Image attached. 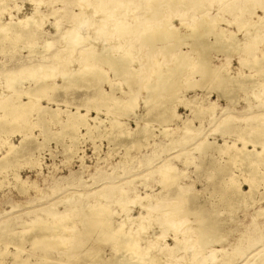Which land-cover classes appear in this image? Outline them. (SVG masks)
Instances as JSON below:
<instances>
[{
  "label": "bare ground",
  "instance_id": "6f19581e",
  "mask_svg": "<svg viewBox=\"0 0 264 264\" xmlns=\"http://www.w3.org/2000/svg\"><path fill=\"white\" fill-rule=\"evenodd\" d=\"M31 1L33 2L35 0ZM58 1L59 0H53L51 5H49L51 8L46 12L40 10V6H38V4H41V2H36L38 4L33 2V11L31 10L32 12L21 15L18 19L11 15L7 21L0 20V52L2 53L4 48L8 47V45L12 46L13 48H15L17 45L19 50L26 48L28 51V53L25 54L27 59L23 58L25 62L19 65L17 69H6L4 73L9 75H17V73L20 74L25 72L28 74L25 76V78L28 81L27 83H29L27 85L28 88H24L22 85L26 86V84H20V82H23L24 80H21V78L19 79L16 76H12L6 80L5 84L9 89V93L4 94L3 92L7 90H0V147H4L5 150L4 153H1L0 155V173L3 177L6 176V173L4 174V170H6V168L9 169L17 164L16 159L17 157H20L22 149H29V147L33 144H35V148H37L40 145L47 143L49 139L60 140L65 133L68 134L70 142L66 145L65 152L69 158L70 154H73L74 152L72 144H76L78 141L80 130L78 125L82 124L88 130H91L92 125L89 123V121L84 120L87 115L85 112H88L90 108L98 110L99 106H105L106 113L108 114L109 112L111 114L112 110L110 109H112L113 105L114 107L117 105V114L114 113L113 118H108V125H111V127L109 136H107L110 137L109 141L112 142H115L117 137H122L123 139H117L115 142L117 145L123 146V144H125L126 148H128L129 142L126 139L131 135H134L133 140L130 141L133 143H131V145H141L142 142L144 143L146 136L149 134L148 127L144 125L132 131L125 130L123 126L124 124L119 122L118 115H123L126 112L134 109L136 106V98L133 97L127 99L117 96L115 86L112 87L110 91H102L100 88H96L100 81L105 80V78L103 79L102 75L97 72H95V74L92 72L86 76L78 73V69L75 70L71 75L63 74L62 76V81L73 80L76 86L86 84L89 85V82L91 81L92 86L95 87V91L92 93V95L90 94L85 97V112L82 113L79 111L80 107L76 105L75 111L69 112L66 120H61L59 117V108H53L49 105L45 106L40 104L39 100L41 95L45 93L46 88L52 86H64L62 83L61 85L52 83L51 79L48 78L51 77V68H55L54 65H51V61L55 63V61L60 58L59 55H61V51H64L60 50V47H58L60 45L59 42L61 43L62 41H66L67 45L65 43L66 46H63L68 50L72 46V41L75 42V40L81 37L79 33L80 30L78 29L75 30V34L61 31L59 25L61 15L60 12L66 16L68 14L69 18L67 22H72L74 26H78V23L83 21V23H93V25L97 28H102L103 30H101L97 36L105 37V35H109L113 37L118 34V39L116 43L113 44L114 46L110 45V48H106L105 50L98 49L97 53L94 52V57L95 59H98L99 62L105 64H112L113 62L121 64V69H119L120 71H125L128 69L132 62L138 63L137 66L131 67L133 72L131 73V79L129 80L128 84L133 86L138 85L140 81H143L144 78H147L146 74L141 77V72H144V70H146V66L148 67L149 65L142 60V62H140L138 57L134 56V53H137V55L140 53L136 47L140 46L144 48V53L141 52L140 57L143 55H148L149 57L150 54L155 55L160 52L155 53L153 51L154 49L147 50L148 43L150 44L158 41L166 42L168 41L166 39H171L174 41L172 48H174V51H176L177 48L175 47L178 45L177 42L184 43L186 40L184 38H187L188 40H193L195 38V40L191 41V43H189V41H186V43L190 45L191 50H195L198 56H203L205 62L201 63L199 65L200 67H198L200 79L191 81L190 85L186 88L199 87L202 89L207 82L211 84V88L203 95L196 93L192 95V98L188 101L189 106L193 104V106L190 107V111L195 114V118L200 119L201 121H204V118L207 116L211 117L212 119H216L217 116L221 115V118L219 119H221L220 122L222 125H220L218 132L219 137L221 136L223 138V143L220 144V142L215 141L216 138L212 142L206 141L205 138H200V140L201 145L205 147H202L204 152L207 150V147L210 146L216 149L220 154L228 156L229 158L222 162L220 169L217 171V174L222 175L223 177H219L217 181H214L211 184L212 190L210 191L209 195L213 199L204 202L205 204L209 203L210 208H213V210L208 209V207L205 209L206 205L204 203H200L199 205L196 203L197 201H195L196 198L194 196L192 197L188 193L183 194L180 191L181 179L185 176L186 172L184 169L174 168L173 170V164L167 162L163 165H157L155 172L153 169L150 171L149 175L155 173L160 175L157 181L163 187H166L167 183H170L168 184L169 186L174 184L172 189L174 193L171 194L172 197L170 198L172 202V208L176 209V206L181 207L182 205L179 199H185L183 201H185L188 205L187 211L191 212L192 214H204L205 210H207L216 211V214L218 215L215 218L208 220H206L205 217H201L200 222H198L196 226V230L198 231L193 233V236H183L182 239H179L177 234L179 233V230L181 231L180 225L182 226V224L185 223L184 218L180 219L178 215L180 214L181 208L174 210V213L177 215H174L172 211H168L167 209H165V212H160V214L158 212V216H154V221L158 224L157 226L161 228V233L168 231V229L172 226L175 227V229L172 230L174 232V244L168 248L165 247L167 252L162 251L161 254H158L159 252L156 251L155 253L152 252L150 254H146V252L151 251L149 249L154 248L151 247V243L147 242L146 246L148 247L146 248H142L141 246L137 245V242H134L133 240L136 239L138 235L135 237L128 236V230L133 224L129 214H126L123 220L120 221L116 227L113 226V215L111 212L112 209L109 207L110 203L119 202L124 198V195L132 190L131 185H118L112 187L113 191H108L105 189L108 186L100 188L102 192L97 195V198L102 197L103 199L101 201L95 202L94 204H74L68 209L66 207V209L63 211L61 210L54 212L53 208L56 209V205L63 203V198L60 201L58 200L56 204H52V209L49 208L44 213V215L47 217H55L57 220L59 219V221H54V223L49 219L41 218L39 215L35 216V218L30 222H21L20 225L23 227L21 231L22 234H12L8 239L9 243H12L16 246L14 255L17 256L20 253L22 248L21 246L26 240L30 241V244H32L35 249L38 248L44 253H48L50 249L51 251L54 248L56 249L54 245L57 246V242L52 240V237H54L57 233L58 235L59 233H61V235L63 233V231L58 230V228H60L63 223H65L61 222L60 219L65 215L67 216V214L71 212L80 210L83 212L82 216L79 217V221L82 225L81 233L79 232L80 234L74 237L75 239L72 245L70 242V244L67 242L68 240L61 242V244L64 246L69 244L70 249L72 248V252L75 249H79L80 252L67 256L68 259L59 258L57 260L53 258V261L48 259L51 260L47 261L48 264H61L62 262L75 264H163V262L160 263V259L162 261L165 260V257H167V260L168 258L173 259L174 255L179 253V251L184 247L187 248L189 245H196V249L198 250L195 249L193 252L190 251L186 255V259L183 263L179 262L175 264H239L241 263L239 262L240 260L247 263L246 259L249 258V255L245 256V254H247V252L252 253L256 251V249L252 251L255 246H260V244H263L264 246V225H261V223L255 221L258 218L264 219V207L260 203L257 204L258 202L264 201V89H254L253 86L252 89L249 88L251 82L258 83L257 77L264 75V68L261 67L264 65V47L257 48L260 43L264 44V0H78L75 5L79 7V10L67 8L68 3L66 0H60L62 1V6L57 7L54 3H57ZM143 1H145V4L141 5ZM214 4L217 5L216 10L225 12V14H231L232 17L221 15L219 18H216L217 20H211L208 17L201 26L199 24H193V22L189 21L182 22V24L185 23L187 25L183 31L176 27L174 31L170 30L163 33L159 32L166 28H170L172 22L174 23L172 20L173 17L181 18L178 16H181L189 11L192 12L191 17L193 16L194 18L195 16H199V14L202 13V7L212 6ZM129 6H132L131 9ZM143 8L145 9L142 10ZM5 9H10L9 4L5 1H0V13L5 11ZM138 9L142 10L141 14H134L135 11H140ZM100 12L104 14L102 16L98 15ZM124 12L126 15L120 16V14ZM245 13H248V16L244 17ZM48 14L58 15L55 17L52 27L55 29V31H59L60 34V40L58 42L59 45L57 46L58 48L54 47L51 54L48 52H50L53 46H55V42L50 38L52 36L51 32L46 31L44 28V19ZM128 14L129 18H126ZM219 20L225 21L227 24L214 31L213 27L215 26L216 22L218 23ZM232 25L236 26V30L231 28ZM140 26L142 27V30L137 33V30ZM73 29L74 28H72V30ZM197 33L199 36H195ZM208 33L212 34L213 36V38L210 40L206 39V35ZM256 48L259 49L258 52L255 51ZM239 50L240 52L243 50H248L245 52H249V54L253 56L249 58L252 61H247V59L243 57L240 58L239 61L241 66L247 65L250 68H254L255 72H258L257 76H255L256 74L252 75L249 72L248 74L244 73L243 71L231 72L229 69L230 63L225 62L217 65L206 60L208 57H211V53L220 54L224 51H230L229 55L231 56L232 53H238ZM36 51L37 54H35V57H32L30 54H33ZM182 55H180V57ZM90 58L91 57L88 59ZM88 62L90 63V61ZM88 62L85 63L87 66ZM166 71L173 72V68H169ZM153 72L154 74L157 73L156 76L158 78L162 76V73H159L157 70ZM29 73L32 74L31 77L29 76ZM166 73L162 78L159 79L160 81H158L155 86H151V89L147 91V95L143 102L144 112L140 114V118L156 122L160 121L163 124L165 122H170L173 121V119L177 120L179 118V115H175L174 112H172V107L173 105L176 106V104L179 103H183L184 105V100L180 98V94H183L182 87L186 86L187 84L185 83L186 85H184L182 80H178L174 82L173 89L162 87L161 85H163L166 81L164 78H166L168 75H166ZM179 74L181 77L183 76L184 79H189V73L185 74V70ZM167 83L168 82H166V84ZM66 85L67 84H65V86ZM241 90H245V97H243V95H239ZM212 92L216 93L215 98L209 99L206 97ZM122 93L124 94V90ZM240 98L246 100L247 104L249 105L240 109L237 108V103L239 100H241ZM46 99L50 100L49 97H46ZM220 99H223L226 102L225 105H220ZM252 99L255 101V104L251 103ZM54 102L56 105H59L60 102L67 103L65 99L55 100ZM259 106L262 107V109ZM254 109H257V112H251ZM218 111L219 113L216 114ZM247 111L250 113H247ZM237 112L240 113L239 116L235 115ZM133 115L134 117L139 118V115L136 113H133ZM241 115L244 116V119L239 118ZM201 121L199 122L200 124L203 123ZM50 123H56L54 125L59 127L58 131H54L53 126L50 125ZM182 123H184L182 131H180V129L178 130L176 126L174 127L175 137L170 141L173 146H181L187 143L194 136L202 135V137H206L207 133H203L205 130L203 125L197 126L190 119H184L182 120ZM35 127L40 128L38 135L34 132ZM14 134H18L20 136L19 142L17 144L11 143V141L8 140V137ZM39 135L42 137L41 141L37 140ZM227 138H231L230 142L227 140ZM247 144L252 145L251 148L248 147ZM26 152L27 151L24 153ZM83 157L84 155H77V158L81 160L80 168L82 172L89 167L88 165L83 164ZM179 157V155L176 156V158ZM233 157H236V159ZM183 162L185 164L189 163L187 158L183 159ZM34 163L32 162L30 164L32 166L37 165L39 168H41L40 161H37L35 164ZM237 163L241 167L242 171L249 173L248 177L243 176L242 180H240L237 177L238 175L233 173V169L236 168L235 164ZM13 175L16 178L15 185L22 189L23 187H21V184L26 183L27 180L19 177L17 173H13ZM228 177L231 178V183H228ZM251 178H253V180H250ZM224 183L228 185H224ZM243 183L248 186V189L242 188ZM114 187L118 188L117 191ZM194 193H196L195 190ZM77 194L84 196L81 192ZM160 195L161 196H159V198H162L166 194L161 193ZM159 198L156 199L155 202H150L146 203V205H143V211L145 212L140 214L138 221L141 222V220L150 216L148 214L153 209H155L154 206L159 203ZM67 199H69V197ZM65 203L68 204L69 202L65 201ZM243 207L250 208L252 210L251 214L254 221L251 223V226L253 231H241V233L238 234L239 236L237 235L234 240L227 239L226 236H228L231 231L236 229V227H231L228 225L230 223L228 221L233 220L235 224L241 222L239 217H236V212H233L236 208ZM161 221L162 224L160 223ZM185 221L187 222V220ZM147 222H149V220H147ZM172 222H174V224ZM223 222H226L227 224H225L224 227H220L219 223L221 224ZM175 223H177L179 227L175 226ZM68 226L69 225H67V227ZM71 229L73 230L72 227ZM154 234H156V232ZM114 235H116L117 238H114ZM93 236L98 239L99 243L97 242V244L95 243L91 246H88L87 241L91 237L93 239ZM63 237H65V234ZM150 240L153 242L152 245L154 246L156 243L154 238ZM107 242L111 243V248H108L110 253L108 254L107 250H105L104 247H101L102 244H106ZM212 246H216L217 248L211 249L207 255H202L203 253L201 254L202 251H205ZM2 252L5 251L2 250ZM261 254L262 255L257 258H254L253 256L250 257L248 260H251L252 258L254 259H252V262L248 261V263L255 264L259 262L260 264H264V249L261 251ZM163 256L165 257L163 258ZM242 257L245 259H242ZM157 258L160 259L157 260ZM23 264L25 263L23 262ZM32 264L39 263L36 262Z\"/></svg>",
  "mask_w": 264,
  "mask_h": 264
},
{
  "label": "rangeland",
  "instance_id": "374dc122",
  "mask_svg": "<svg viewBox=\"0 0 264 264\" xmlns=\"http://www.w3.org/2000/svg\"><path fill=\"white\" fill-rule=\"evenodd\" d=\"M0 1L7 2L10 7V9H5V11H2L0 13L1 21H7V19L11 15L15 17L16 19H18L19 16L32 12L33 2L34 3L41 2V4H38V3L36 4L40 6V10H42L43 12H46L51 8L49 5H51V3L53 2V0H45V1L42 0L43 2L41 0H37V1L35 0L33 2L31 0H0ZM66 1L68 3L67 8L79 10V7L75 5L78 0H66ZM54 4L57 7L62 6V1L59 0L57 3H54ZM144 4H145V1H143L141 5H144ZM216 6L217 5L214 4L212 6L202 7L203 8L202 13L199 14V16H195L194 18L193 16L191 17L192 12H189V11L184 13L181 16H178L181 18L173 17L172 20L174 21V23L172 22V25L170 26V28L169 29L166 28L159 32L163 33V32H168L170 30L174 31L176 27H178L179 29H181V31H183L187 25L185 23L182 24V22L189 21V22H193V24H199L201 26L202 24H204L205 20L208 17L211 20H217L216 18H219L221 15H224L226 17H232L231 14H227V13L225 14V12L216 10ZM131 7L132 6H129L130 9ZM144 9L145 8H143L142 10ZM142 10L137 11V12L135 11L134 14L136 13L141 14ZM60 13L61 15H60L59 25H60L61 31L75 34V30L78 29L80 30L79 33L81 37L75 40V42L72 41L71 43L72 49L71 48L68 50L65 49L64 46L67 45L66 41H62L60 43L59 42L60 40L59 31H55V29L52 27L55 17H57L58 15L48 14L45 16V19H44L45 21L43 20L45 22L44 28L46 31L51 32L52 36L50 38L54 40L55 42V46H53V48L48 53L51 54L53 52L54 47L56 48L60 47V50H64V51H61V55H59L60 58L57 57L58 59L55 61V63L51 61V65H54L55 68L53 67L51 68V71H50L51 77H48V78L51 79L52 83H55V84L57 83L59 85H61L62 83L64 84V86L63 87L52 86V87L46 88L45 93L41 95V98L39 100L40 104H43L45 106L49 105L50 107H53V108H56V107L59 108L60 109L59 117L61 120H66L68 113L75 111L76 105L80 107L79 111H81L82 113L85 112L86 111L85 97H87L90 94L92 95V93L95 91V87L92 86L91 81L89 82L90 83L89 85L86 84V85L76 86L73 80L62 81L63 80L62 76L63 74L71 75L73 74L75 70H78V69H79L78 73H81L82 75H86V76L87 74H90L92 72L93 74L97 72L101 74L103 79L105 78V80L100 81L99 84L96 86V88L98 87L102 91H110L112 87L115 86L117 96L124 97L127 99L133 98V97L136 98V106L134 107V109L130 110L129 112H126L123 115L122 114L118 115L119 122L124 124L123 126L125 130L132 131L144 125L148 127L149 134L148 136H146V140H144V143L142 142L141 145H131L132 142L130 141L133 140L134 135L127 137L126 140L129 142L128 148H126L125 144H123V146L115 144L117 139H123L122 137L120 138L117 137L115 139L116 140L115 142L109 141L110 137H107V136H109L111 125H108L109 124L108 118L111 119L113 118L114 113L117 114L118 107L117 105L115 107L113 105L112 109H110L112 110L111 114L109 112L107 114L106 107L99 106L98 110H95L94 108H90L88 112H85L87 113L88 116L86 115L84 120L89 121V123L92 125L91 130H88L82 124L78 125L80 129L78 141L76 144H72L74 148L73 149L74 152L73 154H70L69 158L65 154L66 145L70 143L69 136L67 133H65L61 137L60 140L49 139L47 143L40 145L37 148H35L36 146L35 144H33L32 146L29 147V149H22L20 153V157H17L16 159L17 164H15V166L9 169L6 168V170H4V174L6 173V176L3 177L0 173V264H23V262L25 264H32L36 262H38L39 264H48L47 261H51L53 258L57 260L59 258L68 259L67 256L74 255L80 252L79 249H75V248H73L75 250L72 252V248L70 249L69 247L70 243L72 245L75 239L74 237L78 236L82 231L81 229L82 225L79 221L80 220L79 217L82 216L83 212H81L80 210H76L71 213L67 212L71 214L72 216L67 214V216L65 215L60 219L61 222H65V223H63V225L60 228H58V230L63 231V233L65 234V237H63L64 235L63 233L62 235L61 233H59V235L57 233L55 234L54 237L51 236L52 240H55L57 242L56 243L57 246L54 245L56 249L52 248L53 250L51 251L50 249L48 253H44L38 248L35 249V247L32 246V244H30V241L26 240L25 242H23L21 246L22 248L20 250V253L17 256H15L14 252L16 250V246L12 243H9L8 239L10 238L12 234L21 235L22 234L21 231L23 227L20 225V223L25 222V221L30 222L37 215H39L43 219H49L50 221H53V223L54 221H59V219L57 220V218L55 217H47L46 215H44V213L47 209L49 208L52 209L53 208L52 204L53 205L54 203L56 204L58 200L60 201L62 198H63L62 199L63 203L60 205H56V209L53 208L54 212L55 211L58 212L61 210L63 211L66 209V207L68 209L74 204H81V205L94 204L95 202L101 201L103 199L102 197L97 198V195L102 192L100 188L108 186L105 189H107L108 191H111V190L113 191L112 187L118 186V185L119 186L131 185L132 190H130L129 193L124 195V198L120 200L119 202L110 203L109 207H111L112 209L111 212L113 215V218H112L113 226L116 227V225L120 221L123 220L124 216L126 214H129V216L131 217L130 219L132 220L133 224L128 230V236L135 237L138 235L137 238L134 239L133 241L137 242L136 244L141 246L142 248L148 247L146 246V242L151 243L150 245L154 249H149L151 251L146 252V254H150L152 252L155 253L156 251L159 252L158 254H161L162 251L167 252L165 249L174 244L173 243L174 242V232L172 230H174L175 227L172 226L168 229V231L161 233L162 231L161 228L157 226L158 224L154 221V216L155 217L158 216L157 215L158 212L160 214V212L161 213L162 211L165 212V209H167L168 211H172L174 215H177L176 213H174V210L181 208L180 214L178 215L180 219L184 218V222L186 223V225L185 223L182 224V226L180 225L181 231L179 230V233L177 234L179 239H182L183 236H193L194 235L193 233H196L198 231L196 230L197 229L196 226H197V223L200 222L201 217L202 218L205 217V219L208 220V219H213L216 216H218L216 214L217 213L216 211H207V210H205L204 212L205 215L202 213L204 216L201 213L192 214L191 212L187 211L188 205L186 204L185 201H183L185 199H179L182 205L181 207L176 206V209L172 208V202L170 198L172 197L171 194L174 193V191L172 190L174 187V184H171L169 186L168 184L170 183H167L166 187H163L157 181L158 177L160 176L159 174L155 173V174L149 175L152 169L154 170V172L156 171L155 168L157 165L159 166L167 162H170L173 164V168H172L173 170L175 168V169H184L186 171L185 176L182 177L181 179V186H180V191L183 194L188 193L192 197L194 196L196 198L195 201H197L196 203L199 205L200 203H204V202H207L208 200L213 199L209 195L210 191L212 190L211 184L214 181H217L219 177H223L222 175H218L217 171L220 169L222 162L227 160V158L229 157L220 154L216 149L210 146L207 147V150L204 152L202 150V147L204 146L201 145L200 138H205L206 141H211V142L214 141V139L216 138L215 141L220 142V144L223 143V138L221 136L219 137V132H218V130L220 129V125H222V123L220 122L221 119H219L221 118V115L217 116L218 118L216 117V119H212L211 117L207 116L206 118H204V121H201L200 119L195 118L196 117L195 114H193L190 111L191 110L190 107L193 106V104L189 106L188 101L192 98V95H194V93L203 95L207 91H209L211 88V84L209 82H207L208 84L206 83V85L202 89L199 87L198 88H186L190 85L191 81L200 79L198 67H200L199 65L201 63H204L205 60L203 56H200V55L198 56L195 50L194 51L191 50L190 45L186 43V41H189V43H191V41H194L195 38L193 40H188L187 38H184L186 39L184 43L177 42L178 45L177 46L175 45L176 46L175 48H177L176 51H174V48H172L174 41L171 39H166L168 40L166 42L158 41V42H153L150 44L148 43V48L146 46L147 50L154 49L153 51L155 53L160 52L155 55L150 54L149 57L148 55H143L142 57H140L141 52L144 53L143 52L144 48L138 46L136 47V49L139 50L140 53L138 55L137 53H134V56L135 57L137 56L140 62L144 61L147 64H149L148 67L146 66V70H144V72H141L142 73L141 77H143L144 74H146L147 78H144L143 81H140L138 85H134V86L129 85L128 83H129V80L131 79V73L133 72L131 67L137 66L138 63L132 62L131 66L128 69H126L125 71L123 70L120 71L119 69H121V64L114 63V62L112 64H107V63L105 64V63L99 62V60L95 59L94 57L95 56L94 52L97 53L98 49L105 50L106 48H110V45L115 44L118 39L117 37L118 34L113 37L109 35L108 36L105 35V37L102 36L104 38L103 39L102 37L97 36L98 33L101 30H103L102 28H99V27L97 28L96 26L93 25V23L91 24L90 23L88 24V22L83 23V21H81L82 23L81 22L78 23V26H74L72 22H71L72 24L70 23V21L67 22L69 18L68 14L66 16L62 12ZM103 14L104 13L100 12L98 15L102 16ZM82 15H85V14H82ZM124 15H126L125 12L120 14V16H124ZM128 16L129 14L127 15L126 18H129ZM246 16H248V13H245L244 17ZM76 21L78 22L77 19ZM226 24L227 23L225 21L219 20L218 23L217 22L215 23L213 30L214 31L218 30L220 27L225 26ZM140 27L138 28L137 33H139V31L142 30V27L141 28ZM72 28L74 29L72 30ZM231 28L236 30V26L232 25ZM81 29H83L84 31ZM81 31H82V34H81ZM195 36H199V34L197 33L195 34ZM211 38H213L212 34L208 33L206 35V39L210 40ZM58 42L60 45L58 44ZM263 47H264L263 43H260L257 46V48H263ZM257 48L256 50L254 49L256 52H258L259 50ZM240 50L238 51V53L237 52L232 53L231 56L229 55L230 51H224V52H221L220 54L211 53V57H208V59L206 60L210 63L217 64V65L220 63H225V62L230 63L229 69L231 72H242L243 71L244 73L249 72L252 75L256 74L255 76H257L258 72H255L254 68H250L247 65L241 66L240 61H239L240 58L243 57V58H246L247 61H252L249 58L253 56H251L249 52L247 53L245 52L248 50H245V51L243 50L241 52ZM27 53L28 51L26 48L19 50L17 45L15 46V48L8 45V47L4 48L2 53L0 52V82H1L0 90L1 89L7 90L3 92L4 94L9 93L8 91L9 89L6 87L5 84H6V80L12 76H16L19 79L21 78V80L23 79L24 81L20 82V84L21 83L26 84V86L25 85H22V86L24 88L25 87L28 88L27 85L29 83H27L28 81L25 78V76L28 74H26L25 72L20 73V74L17 73V75L15 74L9 75V74L4 73V71L8 68L17 69L19 65L25 62L24 59H27V56H25V54ZM35 54H37V51L30 55L32 57H35ZM182 54H185V55H182ZM180 55L182 56L180 57ZM89 57L91 58L88 59ZM88 61H90V63ZM73 62H74V65H73ZM86 62H88V66L87 64H85ZM261 67L264 68V65H262ZM169 68H173V72L166 71ZM155 70H157L159 73L161 72L162 76L158 78L156 76L157 73L154 74L153 72ZM174 70H175V74H174ZM184 70H185V74L189 73L188 75L189 79L187 80L184 79L183 76L181 77V75L179 74L181 72H184ZM165 71L168 73H166ZM165 73L166 75L167 74L168 75L166 76V78H164L166 81L163 85H161L162 87L173 89L174 82L178 80H182V83L184 85L187 84L186 86L182 87L183 94L182 95L180 94V98L184 100V105L183 103H179V104H176V106L173 105L172 107V112H174L175 115H179V118L177 120L173 119V121L165 122L164 124L161 123L160 121L156 122V121L140 118V114L144 112L143 102H144V98L147 95V91L151 89V86H155V84L158 81H160L159 79L162 78L165 75ZM29 76L31 77L32 74L29 73ZM258 77H257L258 83L251 82L249 85L250 89H252V86L254 89L255 88L256 89L259 88V90L262 88L264 89V86H263L264 85V75L262 76L260 75L259 80H258ZM166 82L168 83L166 84ZM65 84L67 85L65 86ZM123 90H124V94L122 93ZM240 92H239V95L240 96L243 95V97H245L244 95L245 90L243 91L241 90ZM46 97H49L50 100L46 99ZM206 97H208L209 99L215 98L216 93L212 92L210 93V95H207ZM61 99H65L67 103L60 102L59 105H56L54 101L61 100ZM240 99L241 100H239V102L237 103V108L240 109V108H243L244 106L247 107V105H249L247 104L246 100H243L242 98ZM254 102L255 101H253L252 99L251 103H254ZM219 103L220 105H225L226 102L223 99H220ZM256 104H260V103H256ZM260 108L262 109V107ZM232 111H235V110H232ZM253 111L257 112V109H254L251 112ZM133 113H136L137 115H139V118L134 117ZM218 113L219 111L216 114ZM247 113H250V112L247 111ZM235 115L239 116L240 113L237 112L235 113ZM239 118L244 119V116L241 115ZM184 119L192 120V122L197 126L203 125L205 129L203 133L205 134L207 133L206 137H202V135L194 136L187 143L181 146H177V145L173 146L170 143V141L171 139L175 137L174 127L176 126L178 130L180 129V131H182V127L184 126V123H182V120ZM200 121L203 123L200 124L199 123ZM54 124L50 123V125L53 126V130L58 131L59 127ZM34 132L38 135V132H40V128L35 127ZM137 136H141V135H137ZM231 138H227V140H229L230 142ZM19 139H20V136L18 134H14L8 137V140H10L11 143H15V144L19 142ZM37 140L41 141L42 137L39 135L37 137ZM247 146L251 148L252 145L247 144ZM4 151H5L4 147H0V155L1 153H4ZM25 151L27 152L24 153ZM77 155H80V156L84 155V157L82 158L83 160L82 162L83 164H86L89 166L86 170H83V172L80 168L81 160L77 158ZM177 155H179L180 157L176 158ZM185 158L188 159V162H189L188 164L187 163L185 164L183 162V159ZM233 158L236 159V157H233ZM37 161L41 162V168H39L37 165L32 166L30 164L32 162L37 163ZM235 167L236 168L233 169V173H236L238 175L237 176L238 179L242 180L243 176L244 177L249 176L248 172H244L241 170V167L239 166L238 163L235 164ZM13 173H17L19 177L27 180L26 183L21 184V187H23L22 189L18 188L15 185L16 178L13 175ZM250 180H253V178H251ZM227 181L228 183H231L232 180L230 177H228ZM224 185H228V184L224 183ZM114 188L117 191L118 188L116 187ZM242 188L248 189V186L245 183H243ZM194 190L196 191V193H194ZM187 191H190V192H187ZM80 192L83 193L84 196L77 194ZM161 193L166 194V195L162 198H159V196H161L160 195ZM68 197L69 199H67ZM158 198L160 199L159 203L156 204L154 206L155 209H153L148 214L150 216L148 218L141 220V222L138 221V217L140 216V214H143L145 212L143 211L144 210L143 205H146V203L155 202L156 199ZM65 201H68L69 203L66 204ZM259 203L264 207V201L258 202L257 204ZM205 205H206L205 209H207L208 207V209L213 210V208H210L209 203H206ZM251 212L252 210L246 207L236 208L234 210L233 213H235V215L237 214L236 217L238 216L241 222L235 224L233 220L228 221L230 222L228 225H230L231 227H236V229L234 231H231V233H229L228 236H226L227 239L234 240L235 237H237V235L241 233V231L242 232L253 231L251 223L254 221V219H253ZM147 220H149V222H147ZM185 220H187V222ZM255 221H257L258 223H261V225H264V219L262 218H258ZM160 223L162 224V221ZM172 223L174 224V222ZM175 224H176L175 226H178L177 223ZM225 224L227 223L226 222H223L221 224L219 223V226L224 227ZM67 225L69 226L67 227ZM71 227L73 228L74 232L71 229ZM138 229L140 232L138 231ZM64 231L67 233H65ZM155 232L156 234H154ZM141 235H144V236H141ZM113 237L117 238L116 235H114ZM152 237L154 238L156 242L154 246L152 245L153 242L150 240V239H153ZM64 241H67L68 243L69 242L70 243L67 244V246L66 245L64 246L61 244V242H64ZM97 242H98V239L93 236V239L91 237L87 241V245L91 246L95 243L97 244ZM214 245H217V244H214ZM101 247H104V249L107 250V254L110 253V250L108 248H111V243L107 242L106 244H102ZM215 248L217 247L212 246L208 248L207 250L202 251L201 254L203 253L202 255H207L211 249H215ZM195 249H196V245H189L187 246V248L184 247L182 250H180L179 253H177L178 255L177 254L174 255L173 259L168 258L169 261L167 260V257H165L166 256L165 254L163 258L165 257L166 261L165 260L162 261L160 258H157V260L160 259V263L163 262V264H175L179 262L183 263L186 259V255L190 251L193 252ZM255 249L256 251H254ZM263 249H264L263 244L262 245L260 244V246L259 245L255 246L252 249V251L254 252L252 253L247 252L245 256L249 255V258L252 256L254 258H257L260 255H262L261 251ZM2 250L5 252H2ZM249 258L246 259L247 263L242 262L240 260L239 262L241 263L239 264H251V263H248V261L252 262L253 261L252 259L254 258H252L251 260H248ZM48 259H51V260H48ZM242 259H245V258L242 257ZM63 263L64 264H75V263H68V262L67 263L62 262L61 264ZM255 264H260V263L257 262Z\"/></svg>",
  "mask_w": 264,
  "mask_h": 264
}]
</instances>
